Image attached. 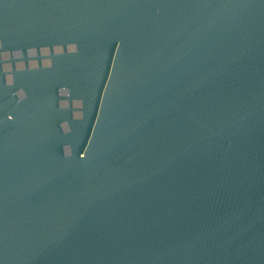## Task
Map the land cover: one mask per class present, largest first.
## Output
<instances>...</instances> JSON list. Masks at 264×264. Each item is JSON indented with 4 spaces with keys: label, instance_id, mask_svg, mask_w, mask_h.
I'll return each mask as SVG.
<instances>
[{
    "label": "water",
    "instance_id": "1",
    "mask_svg": "<svg viewBox=\"0 0 264 264\" xmlns=\"http://www.w3.org/2000/svg\"><path fill=\"white\" fill-rule=\"evenodd\" d=\"M0 264H264V0H0Z\"/></svg>",
    "mask_w": 264,
    "mask_h": 264
}]
</instances>
